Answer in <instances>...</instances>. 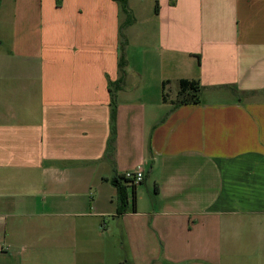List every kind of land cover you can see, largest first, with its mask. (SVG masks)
Wrapping results in <instances>:
<instances>
[{
	"label": "crops",
	"instance_id": "crops-1",
	"mask_svg": "<svg viewBox=\"0 0 264 264\" xmlns=\"http://www.w3.org/2000/svg\"><path fill=\"white\" fill-rule=\"evenodd\" d=\"M127 6L0 0V264H264V0ZM137 165L150 205L106 209Z\"/></svg>",
	"mask_w": 264,
	"mask_h": 264
},
{
	"label": "rangeland",
	"instance_id": "rangeland-1",
	"mask_svg": "<svg viewBox=\"0 0 264 264\" xmlns=\"http://www.w3.org/2000/svg\"><path fill=\"white\" fill-rule=\"evenodd\" d=\"M125 47V46H124ZM134 67H137L136 70H134ZM141 67L142 66H131V68H125V65L123 66V72L125 73L126 76H123L122 82L119 84L120 87H115V94L119 93V91L121 90L122 92L125 93H132L135 92L137 90V93L139 94L141 92V89L144 90L145 85H144V81H145V74L147 73L146 70L143 69L142 73L141 71ZM122 72V74H123ZM129 73V74H126ZM141 73V74H140ZM140 74V75H139ZM166 91H170V93H174L175 90L173 89L172 86L169 87L168 90ZM136 93V94H137ZM127 161V160H126ZM132 159H129L128 162H131ZM150 182V181H149ZM113 184V183H112ZM97 185V184H94ZM98 187H100V191L99 194L101 197V194H103V192L105 193V195L103 196V198H101L99 201L103 202V206L108 209L109 207H115L116 204L118 203L117 201V196H115L113 199H111L107 194L109 193V190L106 189V187H101L99 185H97ZM135 187L139 190V194H138V206L139 208H145L148 207L150 205L151 199L149 197V195L146 192V185L145 183H139L136 184ZM92 193H94V191L92 190ZM131 188L127 187V194H128V199H127V206L131 207ZM95 197V196H94ZM100 205V204H99ZM97 220L101 221L103 220L104 223L107 225H113L114 224V220H113V216L111 215H106L103 217H97ZM112 228V227H111ZM112 233V231H111ZM116 240L114 239V236H107L105 239V259H106V263L108 264V262L110 261V259L115 258L116 254H122L123 255V250L127 251V247L121 248L119 247V245L116 247L114 246ZM76 253L79 255L80 254V249L78 248L76 250ZM124 257V256H123Z\"/></svg>",
	"mask_w": 264,
	"mask_h": 264
},
{
	"label": "trees",
	"instance_id": "trees-1",
	"mask_svg": "<svg viewBox=\"0 0 264 264\" xmlns=\"http://www.w3.org/2000/svg\"><path fill=\"white\" fill-rule=\"evenodd\" d=\"M122 13L127 14L128 13V6H127V0H115ZM131 20V17H129L124 23H122V27L124 24L128 23ZM125 44V39L123 34H120V43H119V57H118V69L120 72H123V66L125 63L124 60V52L123 47ZM122 77L119 78L118 82L121 80ZM199 90L200 85L197 81L193 80H187V79H181L179 80V89L174 101L175 105H182V104H188V103H198L199 100ZM115 104L114 100L112 98L111 101V108H110V137L108 139V145L111 146V143L114 139L115 134ZM112 183L114 187L116 188V196L118 201V206L120 208H130L131 210L135 209V184L131 183L130 181L124 179L122 175L120 176H114L112 179ZM127 187L131 188V207L127 206Z\"/></svg>",
	"mask_w": 264,
	"mask_h": 264
},
{
	"label": "built area",
	"instance_id": "built-area-1",
	"mask_svg": "<svg viewBox=\"0 0 264 264\" xmlns=\"http://www.w3.org/2000/svg\"><path fill=\"white\" fill-rule=\"evenodd\" d=\"M122 177L133 184H138L143 179V169L141 165H137L134 169L122 173Z\"/></svg>",
	"mask_w": 264,
	"mask_h": 264
}]
</instances>
